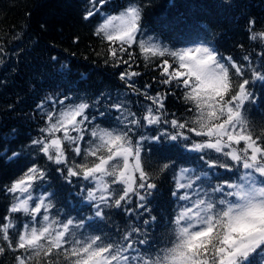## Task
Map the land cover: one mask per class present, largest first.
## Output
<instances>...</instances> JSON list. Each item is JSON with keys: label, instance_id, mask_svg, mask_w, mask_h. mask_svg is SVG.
Masks as SVG:
<instances>
[{"label": "snow or ice", "instance_id": "1", "mask_svg": "<svg viewBox=\"0 0 264 264\" xmlns=\"http://www.w3.org/2000/svg\"><path fill=\"white\" fill-rule=\"evenodd\" d=\"M91 2L86 21L107 0ZM142 16L128 0L103 14L94 33L107 43L105 63L126 65L121 82L147 101L138 111L120 93L89 102L71 89L37 106L44 118L30 145L37 158L2 189L10 203L0 218V257L11 255V264H264V125L257 130L248 117V105L258 102L253 86L264 84V58L258 68L249 55L238 63L204 42L169 47L145 33ZM254 24L248 39L264 44ZM134 48L145 68L159 72L154 81L164 91L136 87ZM176 90L187 106L183 117L165 107ZM105 97L114 124L101 110ZM146 150L164 161L158 172L172 176L175 207L166 222L150 207L158 186ZM181 150L198 153L203 164L182 165ZM57 180L63 184L53 191ZM113 209L128 217L123 226L111 222Z\"/></svg>", "mask_w": 264, "mask_h": 264}, {"label": "trees", "instance_id": "2", "mask_svg": "<svg viewBox=\"0 0 264 264\" xmlns=\"http://www.w3.org/2000/svg\"><path fill=\"white\" fill-rule=\"evenodd\" d=\"M166 1H175V6L165 5V0H135L144 10L141 23L146 34L169 47H191L204 42L224 56H232L238 63L246 64L243 57L249 55L252 63L260 67L264 44L248 39V25L249 20H254V30H264V0ZM96 2L98 4L99 0ZM125 3L128 1L107 0L101 12L86 21L83 16L92 8L91 0H0V218L7 213L10 203L2 189L37 158L30 145L32 139L40 136L42 126L33 125L28 119L38 98L63 95L71 89L73 96L88 99L89 102L101 92L111 93L113 98L117 93L126 95L133 111H138L141 104L147 103L143 96L133 94L120 81L119 73L126 65L113 67L111 63H105L107 43L94 34L103 14L117 13ZM9 53L12 59H5V54ZM134 53L137 60L133 68L141 73L134 78L136 87L144 91L148 84L151 85L148 91L152 94L164 91V86L154 81V78H160L159 72L144 67L138 48H134ZM253 91L258 102L248 105V117L259 130L264 125V84L258 82ZM180 95V90H176L175 95H169L165 100L169 116L171 113L180 117L186 114L187 106L179 99ZM110 102L105 97L101 110L114 124L117 114L105 106ZM50 107V104L47 105V108ZM39 114L37 123L44 119L42 113ZM103 119L98 116L97 122ZM101 126H107V122ZM13 152L20 153V156L8 160L6 156H11ZM144 155H151L149 170L153 171L158 186L157 194L150 198V207L153 214L166 222L175 207L171 197L172 176L170 172H158V164L164 162L158 155L147 150ZM176 158L188 167L203 164L198 153L181 150ZM39 162L46 163L43 159ZM50 175L55 177L57 174L52 172ZM220 175L229 174L221 170ZM73 179L75 181L76 178ZM62 184L63 181H55L52 190H57ZM68 187L64 185L63 191ZM84 207L81 205L82 209ZM110 215L113 225L123 226V221L128 219L122 210L113 209ZM132 221L137 222L135 216ZM111 230L115 231V227ZM163 231V228L154 229L151 234L159 238ZM0 264H11V255L0 257Z\"/></svg>", "mask_w": 264, "mask_h": 264}, {"label": "bare ground", "instance_id": "3", "mask_svg": "<svg viewBox=\"0 0 264 264\" xmlns=\"http://www.w3.org/2000/svg\"><path fill=\"white\" fill-rule=\"evenodd\" d=\"M128 1V0H127ZM157 1H162V0H157ZM171 1V0H170ZM118 2V1H117ZM126 4V3H125ZM244 4V3H243ZM111 5H112V3H111ZM164 5V4H163ZM165 5H171V6H175V1H173V2H167L166 0H165ZM123 6H125V5H123ZM114 6H112V8H113ZM116 7V6H115ZM239 7V6H238ZM223 8V7H222ZM219 9V8H218ZM252 9V8H251ZM257 9V8H256ZM111 11V10H110ZM118 11H119V9H118ZM144 11V10H143ZM220 11V10H219ZM233 11V10H232ZM262 12V11H261ZM163 13V12H162ZM160 16V15H159ZM143 17V16H142ZM193 17V16H192ZM223 17V16H222ZM163 18V17H162ZM158 20V19H157ZM169 22V21H168ZM190 22V21H189ZM193 25V24H192ZM198 25V24H197ZM170 26V25H169ZM162 27V26H161ZM208 27V26H207ZM202 29V28H201ZM162 30V29H161ZM199 30V29H198ZM170 31V30H169ZM197 31V30H196ZM201 31V30H200ZM183 32H185V31H183ZM90 33H92V32H90ZM198 34V33H197ZM177 35V34H176ZM91 37H93V36H91ZM90 37V38H91ZM94 39V38H93ZM96 40V39H95ZM103 41V40H102ZM102 47V46H101ZM69 52V51H68ZM65 53V52H64ZM105 57V56H104ZM102 61V60H101ZM38 63V62H37ZM261 63V62H260ZM121 81V80H120ZM37 85V84H36ZM43 85V84H42ZM37 95V94H36ZM42 101H45V95L43 96V97H41V98H38V100L34 103V110H33V112L30 114V117H29V119L28 120H30V121H32L31 123L33 124V125H40V126H44V119H42V120H40L38 123H37V120H38V118H39V116H37V114L38 115H40L39 113H41V111L39 110V109H37V111H36V114L34 113V111H35V109H36V107L42 102ZM29 111V110H28ZM27 111V112H28ZM26 139V138H25ZM8 144V143H7ZM8 146V145H7ZM10 147V146H9ZM24 153V152H23ZM24 166V165H23ZM22 167V166H21Z\"/></svg>", "mask_w": 264, "mask_h": 264}, {"label": "rangeland", "instance_id": "4", "mask_svg": "<svg viewBox=\"0 0 264 264\" xmlns=\"http://www.w3.org/2000/svg\"><path fill=\"white\" fill-rule=\"evenodd\" d=\"M190 1H193V0H190ZM190 1H186L185 3H188V2H190ZM11 56H12L11 53H9V54H5V57H4V58L10 60V59H12V57H13V56H12V57H11Z\"/></svg>", "mask_w": 264, "mask_h": 264}]
</instances>
